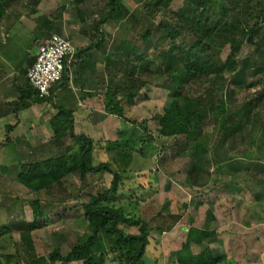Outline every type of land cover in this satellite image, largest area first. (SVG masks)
Returning a JSON list of instances; mask_svg holds the SVG:
<instances>
[{
	"label": "rangeland",
	"instance_id": "1",
	"mask_svg": "<svg viewBox=\"0 0 264 264\" xmlns=\"http://www.w3.org/2000/svg\"><path fill=\"white\" fill-rule=\"evenodd\" d=\"M200 1H209L203 16ZM0 2L5 11L0 20V101H9L0 102V264H24L36 257H48L57 249L67 255L92 235L84 207L92 197L109 191L113 179L106 172L83 178L75 173L41 193L17 181L20 161L77 151L69 134L60 140L46 132L51 110L44 107L36 119L33 115L25 119L28 128L24 123L20 129L33 125L34 142L47 141L43 144L45 152L37 151L43 146L26 151L29 134L24 130L11 133L6 128L10 120L1 119L19 98L16 85H26L23 70L30 68L40 44L53 34L69 39L77 49L88 50L83 52L85 58L94 48L98 53L94 60L108 76L101 91L106 99L125 100L123 117L115 116L108 123L114 136L119 128L123 134L118 133V141L113 137L107 144L97 145L95 164L108 162L124 177L118 191L106 196L100 205L121 209L130 217H143L152 227L144 264H177L178 252L183 250L192 257L207 248L219 249L215 257L221 258L220 264H264V68L258 73L248 70L242 81L233 83L241 69L240 61L253 56L256 45L264 53V0H123L118 19L109 17L111 0ZM163 20L180 32L175 41L178 46L189 49L201 40L213 49L211 53L220 50L218 56L230 66L221 74L194 77L187 83H182L181 74L174 71L175 79L170 80L157 56V50L166 49L163 46L170 43L161 37ZM257 22L260 26L250 42L242 30ZM199 23L207 25L209 33ZM227 25L231 26L228 31L224 30ZM3 56L9 63L7 68L2 66ZM145 64L148 69L143 68ZM62 90L71 93L68 85ZM134 91L137 96L130 103L127 95ZM176 100L182 106L181 117L189 120L181 123L186 133L165 137L160 118ZM234 114L237 120L233 124L241 127L225 138L223 119ZM191 167L195 168L193 173ZM165 198L169 205L170 200L178 204L176 222L159 221ZM151 199L155 200L152 207L138 215L136 211L142 208L138 203ZM37 200L45 217L39 229L29 231L28 225L34 221L32 202ZM207 209L219 216L212 226L214 235L210 234L221 242L222 250L217 244H198L202 234L186 240L188 233L181 232L179 241L174 242L163 233L186 217L180 229L189 230L191 236L193 225L200 228L204 224ZM123 228L127 234L139 233L135 227ZM103 241L105 264H124L116 240Z\"/></svg>",
	"mask_w": 264,
	"mask_h": 264
},
{
	"label": "trees",
	"instance_id": "2",
	"mask_svg": "<svg viewBox=\"0 0 264 264\" xmlns=\"http://www.w3.org/2000/svg\"><path fill=\"white\" fill-rule=\"evenodd\" d=\"M111 1L112 12L109 17L117 19L121 18V6L123 0ZM200 2H202L201 8H203V11L201 12V15L203 16V12L207 9L209 1ZM4 16V5L0 2V20L3 19ZM199 25L205 33H209V30L206 29L207 25H205V27L202 26L201 23H199ZM259 26L260 23L257 22L249 30L243 29L242 33L249 36L250 42H253L256 34L255 30ZM230 27V25H227L226 28L224 27V30L226 29L228 31ZM160 28L162 30L161 37L170 43L163 46L166 47V49L157 50V56L165 65V70L169 72L170 80L173 81L175 79V74H173L174 71H178L181 74L180 80L182 83H187L194 77H203L208 74H221L228 66H230L231 63L229 64V61L224 62L218 56L220 50L216 53H211L213 49L210 46H206L201 40L197 41V43L189 49L178 46L175 41L180 36V32L168 21L163 20ZM147 36H145V39ZM234 62L235 61H233V63ZM240 63L241 69L233 79V83L235 84H238V82L243 80L248 70L254 69L256 70L255 72L258 73L262 70L261 68H264V53L261 51L260 47L256 45L255 54L242 59ZM143 68L148 69L147 64L143 65ZM23 71L27 82L25 86H17L19 87L17 89L19 98L16 103L13 104V109L17 110L23 107L27 101L34 103H50L52 101V94L47 98L40 97L39 93L29 84L27 79L28 70ZM66 75L67 72L64 80L66 79ZM136 96L137 91L127 95V98L129 99L128 101L133 103ZM124 101L123 98L117 100H113V97H110L109 99L107 98L106 112L109 115L122 118L125 106ZM56 106L57 105L53 103V107L56 108ZM181 108L180 101L176 100L172 103L171 107L166 109L165 114L160 118L162 126L161 134L163 136L173 137L186 133V130L181 123L183 121L188 123L189 120H187L186 117H181ZM58 110L59 113L50 123L54 131L55 139H60L64 135L69 134L74 145L77 146V151L57 158L30 164L27 167L23 166V171L17 176L19 184L28 188L32 192L41 193L53 189L54 185L62 183L67 176L73 173H80L83 178L89 173L98 174L106 172L112 175L113 179L109 191H106L99 196L92 197L88 205L84 207V214L88 226L93 230L92 235L85 238L83 242L80 241L76 244L67 255H63V253L57 249L51 252L48 257H36L24 264H56L60 262L64 264H105L106 260L103 255V250L105 249L104 238L116 240L115 244L120 252L119 258L124 261V264H144L143 257L149 245V236L151 233L147 223L140 217H130L129 215H125L121 209L100 205L106 196L113 195L118 191L119 185L124 177L118 172H115L108 163L100 164L98 166L93 165V141L85 135L74 134V117L72 110L65 108H58ZM198 114H200V112ZM178 117L181 118V121ZM223 120L222 133L225 138L237 132L241 127L232 122L234 121L235 123L237 120L235 119V114L230 115ZM11 128L12 127H8V130L10 131ZM194 170L195 168H192L190 173H193ZM32 209L34 221L28 225L29 231L39 229L41 227L39 223L45 217L40 201L37 200L32 202ZM212 220H214L213 215L209 214L207 223L210 224ZM124 225L137 228L139 233L127 234L123 228ZM26 237L28 240L30 239L29 234H27ZM176 260L177 264H220L222 262L221 258H215L213 256L210 249H206L199 255L192 257L187 256L182 250L177 253Z\"/></svg>",
	"mask_w": 264,
	"mask_h": 264
},
{
	"label": "crops",
	"instance_id": "3",
	"mask_svg": "<svg viewBox=\"0 0 264 264\" xmlns=\"http://www.w3.org/2000/svg\"><path fill=\"white\" fill-rule=\"evenodd\" d=\"M77 50H78V54H77L76 61L68 69L66 79L64 81H62L61 83L55 85L51 90L52 101L55 98V96L57 97L56 101L54 102L57 105L56 108L53 107L52 101L50 103H48V102L34 103L31 101H27L23 107H21L17 110H14L13 108H11L10 110L8 109V110L4 111L1 119L3 120V119L8 118V120H10V122H7L8 125L6 124L7 125L6 128L8 129V127H12L10 132L19 134L20 132H23V130H24V129L23 130L20 129L22 126H24V123H25V128H28V125L26 124L25 119L30 117V115H33L34 118L36 119L37 114L42 112L43 111L42 108L44 107L46 110H49V111L51 110V112L49 114L50 116H49V119L47 122L48 129L46 128V132H50V133L52 132L53 138L55 139L54 131H53L51 124H50L51 120L59 113L58 108L70 109L73 111V117H74V134L75 135H85L88 138H90L94 143L93 164L95 166H97L98 164H95V154L98 155L97 145H100L103 143L107 144V140L112 141L111 139H113V137H117L114 139L118 141V139H119L118 133L120 134V128H119V130H117L115 132L116 133L115 136L113 134V131H111L109 129L108 123H109V121L110 122L114 121L115 116L109 115L106 112V96H105V93L103 94V92H102L103 90L101 91V87L106 86L108 76L106 75V72H105L106 70L102 69L101 66L97 64L99 61L96 62V60H94V57L96 58L98 53H96L95 49L92 48V49H90L91 51L89 52V57L85 58L83 52L88 51V50H84V51L80 50V49H77ZM91 58H93V59H91ZM1 61H2L3 67L7 68L9 66V63L5 59L4 56L1 58ZM66 85H68L69 89H71V93L68 90H62V88H64ZM17 86H20V85H16V87ZM18 88L19 87L15 88V89H18ZM0 102L1 103L4 102V104H6L9 101L3 100V102H2V99H1ZM49 108H51V109H49ZM39 115H42V113H40ZM0 117H1V114H0ZM14 119H17V120H14ZM23 120H24V122H23ZM39 121L41 123V121H42L41 118L39 119ZM32 127H33V125H31L30 129H32ZM30 129L24 130L25 134H29V139H28V141H25V145H24L26 148V151H28L29 148L35 149V148H37L39 146H43V144L47 143V141H44V140H41L40 142L35 143L32 134L36 133V128L32 129V130H30ZM57 145L58 146H56V145L55 146L60 147L59 144H57ZM73 146L76 147L75 145H73ZM44 147L45 146L37 148L38 150L37 149L36 150L37 151L42 150V149L44 150ZM9 148H11V147L7 146V149H9ZM54 149H56V148H54ZM62 150H65V149L62 148ZM19 151H20V149H19ZM72 151H74V150L72 149ZM44 152H45V150H44ZM60 156H62V154H60V152H59V154L57 153L55 156H52V157L48 156L50 158H46V159H44V158H41L38 160L31 159L30 161H26V162L20 161L21 171H23L22 170L23 166L27 167L30 164L38 163V162L45 161V160L52 159V158H57ZM4 171L7 172L6 169H4ZM74 174L75 173H73L72 175H74ZM154 179H157V177H155ZM153 200L154 199H151L150 201H146L145 203H142V202L138 203V204H141V206H142L140 211H138V210L136 211L138 213V215L144 213V211H147L149 208H151L152 204H154ZM166 200H167V198H165V202H164L165 208H163V210L161 208L158 212V214H160L159 221L162 224L168 220L171 221L172 219H175V222H176L177 218L175 216H177V214H178L177 210L179 209V208L175 209L178 206V204L176 202L174 203V201L172 202L170 200V201H168L171 203L169 205ZM168 205L170 207H168ZM202 207H204V206H202ZM206 214L207 215H206V218L204 219V224L200 228H198L194 225L191 227L192 229H194L193 231H190L191 236L188 235L189 230L180 229V224H181V222H183V220L186 217H184L181 220H178V222L172 228V230H170V232H163V233H168L167 235H170V237L172 239L171 241L174 240V242L176 240L179 241L178 235H180L181 232H182V235L188 233L186 235V237H187L186 240H188L189 238L191 240H193L194 234H197V235L202 234L203 240H200L198 238L197 239V241L199 240L198 244L207 245V243L209 242V244L210 245L212 244V246H216L215 244L220 245L221 242L215 241L216 239H213L214 234L212 233V231H213L212 226L214 224L218 223L219 216L215 213V211L213 209H207ZM209 214H212L213 219H214L210 222V224L207 223V218H208ZM188 215H190V214L188 213ZM141 219H143L147 223L148 228L151 231L152 227L151 228L149 227V221L143 217H141ZM207 225H209V226H207ZM199 231L202 233H199ZM204 233H206V235L208 237ZM210 233L213 235H211ZM151 234H152V232H151ZM209 234L211 235L210 237H212V238L209 237ZM151 238L152 237L150 235L148 247L151 245ZM183 238L185 239V237H183ZM184 244H189V243L187 241H185ZM220 246L221 247H219V248H221V250H222L223 247H222V245H220ZM225 246H226V244H225ZM207 249H209V248H207ZM204 250H206V249H204ZM210 250L212 251V254L214 257L216 255L215 252H220V251H218L219 250L218 248H214V249L210 248ZM146 253H147V249H146ZM146 253H145V255H146ZM218 258H220V257H218ZM155 261L157 263H159V261H157V260H155ZM163 264H166V263L164 262Z\"/></svg>",
	"mask_w": 264,
	"mask_h": 264
},
{
	"label": "built area",
	"instance_id": "4",
	"mask_svg": "<svg viewBox=\"0 0 264 264\" xmlns=\"http://www.w3.org/2000/svg\"><path fill=\"white\" fill-rule=\"evenodd\" d=\"M78 50L67 38L53 34L43 41L36 59L27 71V79L42 98L50 97L52 88L64 80L76 61Z\"/></svg>",
	"mask_w": 264,
	"mask_h": 264
}]
</instances>
